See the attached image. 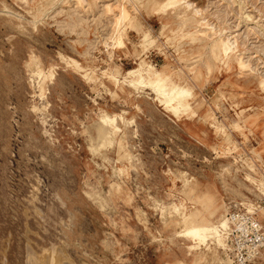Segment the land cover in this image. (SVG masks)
Instances as JSON below:
<instances>
[{
	"label": "rangeland",
	"instance_id": "rangeland-1",
	"mask_svg": "<svg viewBox=\"0 0 264 264\" xmlns=\"http://www.w3.org/2000/svg\"><path fill=\"white\" fill-rule=\"evenodd\" d=\"M255 198L264 0H0V264H228Z\"/></svg>",
	"mask_w": 264,
	"mask_h": 264
},
{
	"label": "built area",
	"instance_id": "built-area-1",
	"mask_svg": "<svg viewBox=\"0 0 264 264\" xmlns=\"http://www.w3.org/2000/svg\"><path fill=\"white\" fill-rule=\"evenodd\" d=\"M232 202L226 207V229L220 231L224 239V253L230 264L264 262V225L257 219L264 210L261 199Z\"/></svg>",
	"mask_w": 264,
	"mask_h": 264
},
{
	"label": "bare ground",
	"instance_id": "bare-ground-1",
	"mask_svg": "<svg viewBox=\"0 0 264 264\" xmlns=\"http://www.w3.org/2000/svg\"><path fill=\"white\" fill-rule=\"evenodd\" d=\"M119 16H121V15H119ZM117 43H119V44L121 43V36L118 37ZM160 82L161 81H156L154 83V85L156 86L155 91L159 95H161V93H165L167 91L165 88H163V87L160 86V84H161ZM138 84H139V86H140V84H144L143 79H141ZM187 94H188L187 91H185V90H183L181 88H178L176 86H174V87L171 88V95H175L178 98H183ZM176 114H173V115L175 116ZM260 210H262V209H260ZM260 210L258 212H260ZM219 228H220L219 229V233H220V231L226 229V220H225V218L220 221ZM217 230H218V228H216L215 226H213L211 223H208V224H205V225L192 226V228H190V229L187 230V233L193 234L194 237H196L199 241H201L206 248H209L210 245H213V242H217V243L220 242L221 243V239L218 236V231ZM209 241H210V243H209ZM223 241H224V239H223ZM223 251H224V249H223ZM224 256L226 257L225 253H224ZM227 260L229 261L228 258H227ZM31 264H36V263L33 261Z\"/></svg>",
	"mask_w": 264,
	"mask_h": 264
},
{
	"label": "crops",
	"instance_id": "crops-1",
	"mask_svg": "<svg viewBox=\"0 0 264 264\" xmlns=\"http://www.w3.org/2000/svg\"><path fill=\"white\" fill-rule=\"evenodd\" d=\"M219 224H220V223H219ZM219 224H218V225H219ZM218 225H217V226H218ZM227 263H228V264H230V262H229V261H228Z\"/></svg>",
	"mask_w": 264,
	"mask_h": 264
}]
</instances>
